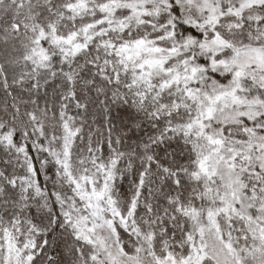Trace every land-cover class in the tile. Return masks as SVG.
<instances>
[{
    "label": "snow or ice",
    "instance_id": "1",
    "mask_svg": "<svg viewBox=\"0 0 264 264\" xmlns=\"http://www.w3.org/2000/svg\"><path fill=\"white\" fill-rule=\"evenodd\" d=\"M0 264H264V0H0Z\"/></svg>",
    "mask_w": 264,
    "mask_h": 264
}]
</instances>
